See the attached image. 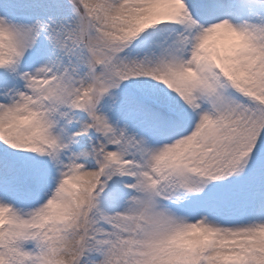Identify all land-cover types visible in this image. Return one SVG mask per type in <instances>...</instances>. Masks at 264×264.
I'll return each mask as SVG.
<instances>
[{"label":"snow or ice","instance_id":"6c2138e0","mask_svg":"<svg viewBox=\"0 0 264 264\" xmlns=\"http://www.w3.org/2000/svg\"><path fill=\"white\" fill-rule=\"evenodd\" d=\"M0 264H264V0H0Z\"/></svg>","mask_w":264,"mask_h":264}]
</instances>
